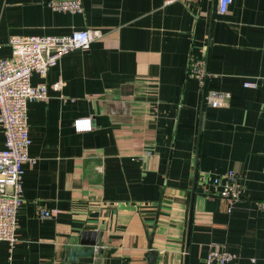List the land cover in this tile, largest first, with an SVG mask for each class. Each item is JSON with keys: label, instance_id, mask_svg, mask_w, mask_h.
Instances as JSON below:
<instances>
[{"label": "crops", "instance_id": "1", "mask_svg": "<svg viewBox=\"0 0 264 264\" xmlns=\"http://www.w3.org/2000/svg\"><path fill=\"white\" fill-rule=\"evenodd\" d=\"M55 1L0 0V58L16 37L92 38L50 69L49 99L28 105L36 162L25 166L19 241L0 242V264H64L82 232L102 227L76 264H149L152 250L156 264H206L216 244L236 255L230 264H264V0H234L224 15L217 0H80L83 13ZM204 54L206 89L231 93L227 108L206 105L189 76ZM230 170L246 189L232 213L212 193ZM43 208L58 214L42 219Z\"/></svg>", "mask_w": 264, "mask_h": 264}, {"label": "built area", "instance_id": "2", "mask_svg": "<svg viewBox=\"0 0 264 264\" xmlns=\"http://www.w3.org/2000/svg\"><path fill=\"white\" fill-rule=\"evenodd\" d=\"M192 1V0H185ZM176 0H165L170 5ZM220 14H227L234 0H217ZM50 7L57 12L83 13L80 0L51 2ZM92 38L89 30L73 31L68 35H31L10 40L11 56L0 58V242H6L11 249L18 243V214L24 202L23 179L25 166L36 160L30 155L32 139L29 133L28 105L32 102H46L49 99V86L44 81L50 69L59 65L63 57L78 50H87ZM43 81L34 85L33 75ZM189 76L198 80L206 89L212 74L209 70L207 54L201 59L192 58ZM247 89H258V80H246ZM53 89L62 91L63 82L54 84ZM232 94L224 91L205 90L204 101L212 108H227ZM78 131L90 129L91 119L78 120ZM204 178L207 174H202ZM213 195L227 204L226 211L232 213L234 205L245 196V184L241 176L230 170L212 178ZM210 193L209 190H206ZM257 211L264 216V200L256 203ZM57 210L41 209L39 217H56ZM236 255L222 244H216L206 256V264H230Z\"/></svg>", "mask_w": 264, "mask_h": 264}, {"label": "water", "instance_id": "3", "mask_svg": "<svg viewBox=\"0 0 264 264\" xmlns=\"http://www.w3.org/2000/svg\"><path fill=\"white\" fill-rule=\"evenodd\" d=\"M104 227L100 228V232L86 230L81 233L80 246L77 249L74 247L68 248L64 254V264H76L79 258L89 257L94 253V247L99 246L100 236ZM84 247H91L89 250H85ZM158 257V252L155 250L151 251L150 256L148 257L149 264H156Z\"/></svg>", "mask_w": 264, "mask_h": 264}]
</instances>
